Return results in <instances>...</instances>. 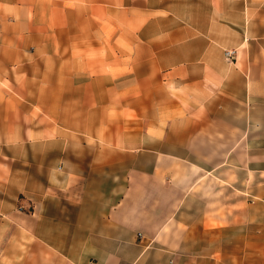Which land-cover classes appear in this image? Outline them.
I'll return each mask as SVG.
<instances>
[{"label":"crops","instance_id":"0c3cea01","mask_svg":"<svg viewBox=\"0 0 264 264\" xmlns=\"http://www.w3.org/2000/svg\"><path fill=\"white\" fill-rule=\"evenodd\" d=\"M0 264H264V0H0Z\"/></svg>","mask_w":264,"mask_h":264},{"label":"rangeland","instance_id":"374dc122","mask_svg":"<svg viewBox=\"0 0 264 264\" xmlns=\"http://www.w3.org/2000/svg\"><path fill=\"white\" fill-rule=\"evenodd\" d=\"M236 52V51H235ZM17 116V118H18V121L19 122H21V123H23L24 124V115H25V110H16V112L14 113V116ZM52 127V126H51ZM53 130H51V132H52ZM68 132V130L66 129V133ZM19 142H22L21 140H19ZM51 143V147H55L56 148V146H57V142H55V141H51L50 142ZM64 144L67 146V147H72L74 144H75V142H73L72 140H66V141H64Z\"/></svg>","mask_w":264,"mask_h":264},{"label":"built area","instance_id":"2783aa9c","mask_svg":"<svg viewBox=\"0 0 264 264\" xmlns=\"http://www.w3.org/2000/svg\"><path fill=\"white\" fill-rule=\"evenodd\" d=\"M235 50H225L223 51V59L226 63H232L235 60Z\"/></svg>","mask_w":264,"mask_h":264}]
</instances>
